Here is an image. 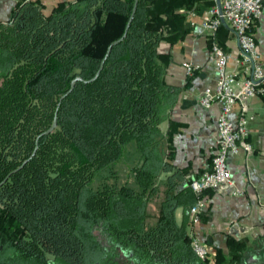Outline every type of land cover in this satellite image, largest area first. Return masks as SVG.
<instances>
[{
    "label": "trees",
    "instance_id": "1",
    "mask_svg": "<svg viewBox=\"0 0 264 264\" xmlns=\"http://www.w3.org/2000/svg\"><path fill=\"white\" fill-rule=\"evenodd\" d=\"M133 2L61 0L44 12L40 0H14L0 23V181L56 116L34 154L0 185V264L241 262L245 240L229 238L226 253L216 249L204 259L192 251L191 178L165 154L172 124L161 132L178 89L165 81L170 55L159 44L188 32L182 9H207L214 0H136L96 78L76 81L58 103L74 76H93L124 32ZM223 28L206 35L209 47L224 50L217 35ZM129 141L139 155L129 168L138 188L114 180L91 187ZM262 229L264 238V223Z\"/></svg>",
    "mask_w": 264,
    "mask_h": 264
},
{
    "label": "crops",
    "instance_id": "2",
    "mask_svg": "<svg viewBox=\"0 0 264 264\" xmlns=\"http://www.w3.org/2000/svg\"><path fill=\"white\" fill-rule=\"evenodd\" d=\"M61 0H40L43 11ZM14 0H0V23L9 18ZM206 9V8H205ZM205 9L198 5L182 9L183 19L189 26L188 32L178 41L160 43L158 49L168 52L170 61L165 81L178 89L176 100L168 117L161 124L165 133L169 123L173 130L170 135V149L165 150L168 162L174 169L184 171L185 177L193 178L210 169L214 153L215 121L219 112L216 103L202 107L197 102L200 91L211 86L215 80V68L209 53L206 32L199 23ZM192 23V24H191ZM218 30V41L227 55L226 68L239 75L244 74L240 64V51L236 39L227 25ZM255 48L259 63L264 71V2L261 13L252 25ZM183 61L197 65L187 76L181 66ZM264 89V80L260 82ZM248 137L252 150L249 153L228 154L226 164L232 184L227 188L208 189L203 192L204 207L197 221L187 227V237H196L212 257L216 249L226 253V240H260L264 223V91L249 97L246 102ZM239 110L235 103L228 116L235 120ZM166 173H161L162 181ZM181 208L175 209V219H181Z\"/></svg>",
    "mask_w": 264,
    "mask_h": 264
},
{
    "label": "built area",
    "instance_id": "3",
    "mask_svg": "<svg viewBox=\"0 0 264 264\" xmlns=\"http://www.w3.org/2000/svg\"><path fill=\"white\" fill-rule=\"evenodd\" d=\"M264 0H219L203 12L200 27L207 35L213 34L221 18L231 29L239 51L240 64L244 74L239 75L226 68L227 55L215 44L209 47L215 68V80L211 86H205L197 97L202 107L216 103L219 112L215 121L214 153L210 169L190 179L188 185L194 196V203L187 212L189 223L198 220L204 207L203 192L208 189L227 188L232 184L231 174L226 164L228 154L249 153L252 150L248 137L246 100L256 93H263L260 82L264 80V71L259 63V54L255 48L252 25L260 15ZM192 24V23H191ZM181 66L189 76L197 65L183 61ZM237 103L239 110L235 120L228 116L232 106ZM188 243L199 259L208 255L206 247L194 236H188Z\"/></svg>",
    "mask_w": 264,
    "mask_h": 264
},
{
    "label": "rangeland",
    "instance_id": "4",
    "mask_svg": "<svg viewBox=\"0 0 264 264\" xmlns=\"http://www.w3.org/2000/svg\"><path fill=\"white\" fill-rule=\"evenodd\" d=\"M139 160L138 152L135 148L134 142L129 141L123 146V154L117 162H114L96 172L90 182L91 187H96L101 181H115L117 185L126 184L134 189L137 185L134 181L132 173L129 168L137 165ZM116 174V177H112ZM247 248L243 252L241 262L239 264H246L251 256L258 255L264 251V238L260 240L247 242Z\"/></svg>",
    "mask_w": 264,
    "mask_h": 264
},
{
    "label": "water",
    "instance_id": "5",
    "mask_svg": "<svg viewBox=\"0 0 264 264\" xmlns=\"http://www.w3.org/2000/svg\"><path fill=\"white\" fill-rule=\"evenodd\" d=\"M214 2H215L216 5L219 7V0H214ZM135 4H136V0H134V2H133L132 8H131V13H130V16H129L127 22H126L124 32L122 33V35H121L119 38H117L116 40L112 41V42L106 47L105 54H104L102 60H101L100 63H99L98 69L95 71V73L93 74V76L90 77V78H88V79H83V78H81L80 76H74V77L69 81V85H68L67 90H66L63 94H61V95L59 96L58 103H59V101H60V100H61V99L67 94V93H69V92L72 90V88H73V86H74V83H75L76 81L89 82V81H92V80H94V79L96 78V76H97L99 70H100L101 67H102L103 60H104L105 57L108 55L111 46L114 45V44H116L117 42H119V41L122 39V37L124 36V34H125V30H126V28L128 27L129 22H130V20H131V18H132V15H133V13H134ZM221 23L227 26V24L224 22V20H223L222 18H221ZM58 103H57V104H58ZM55 126H56V116H55V114H54L53 117H52V120H51V122H50V124H49V126H48L45 130H43L41 133H39V134L36 136V138H35V140H34V147H33L32 151H31L30 155H29L26 159H24V160H23V161H22L17 167H15V168L12 169L11 171H9V172L3 177V179L0 181V185H1V184L7 179V177H8L11 173H13V172L17 171L19 168H21L22 165H23V164H24V163H25V162H26V161H27V160H28V159L34 154L35 149H36V147H37L36 143H37V139H38V137H39L40 135H46V134H48L49 132H51V131L55 128ZM262 255H264V251H263L262 253H259L258 255H255V257L257 258V260H260Z\"/></svg>",
    "mask_w": 264,
    "mask_h": 264
},
{
    "label": "flooded vegetation",
    "instance_id": "6",
    "mask_svg": "<svg viewBox=\"0 0 264 264\" xmlns=\"http://www.w3.org/2000/svg\"><path fill=\"white\" fill-rule=\"evenodd\" d=\"M245 263L246 264H264V255L261 256L260 260H257L255 256H251L250 259Z\"/></svg>",
    "mask_w": 264,
    "mask_h": 264
}]
</instances>
